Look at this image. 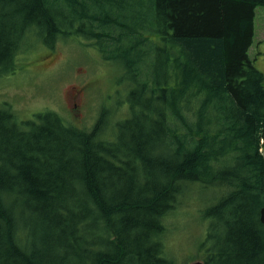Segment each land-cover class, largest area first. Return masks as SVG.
<instances>
[{
    "label": "trees",
    "instance_id": "trees-1",
    "mask_svg": "<svg viewBox=\"0 0 264 264\" xmlns=\"http://www.w3.org/2000/svg\"><path fill=\"white\" fill-rule=\"evenodd\" d=\"M259 5L0 0V76L30 35L50 48L82 37L128 88L89 129L0 106V264H179L167 218L208 190L202 263L264 264V75L248 52Z\"/></svg>",
    "mask_w": 264,
    "mask_h": 264
},
{
    "label": "rangeland",
    "instance_id": "rangeland-1",
    "mask_svg": "<svg viewBox=\"0 0 264 264\" xmlns=\"http://www.w3.org/2000/svg\"><path fill=\"white\" fill-rule=\"evenodd\" d=\"M38 38L30 35L25 45L35 46L17 54L13 73L0 76L1 107L7 105L20 120L53 110L65 123L82 129H89L104 109L111 117L117 100L124 101L119 111L126 107L128 88L125 80L119 82L123 79L120 62L104 60L89 45L91 41L82 37L58 40L52 48ZM248 52L264 75V5L255 8L253 43ZM216 191L202 192L167 218L166 250L179 264L202 261L207 221L201 210L214 202Z\"/></svg>",
    "mask_w": 264,
    "mask_h": 264
},
{
    "label": "water",
    "instance_id": "water-1",
    "mask_svg": "<svg viewBox=\"0 0 264 264\" xmlns=\"http://www.w3.org/2000/svg\"><path fill=\"white\" fill-rule=\"evenodd\" d=\"M260 151L264 157V133L261 134V142H260ZM263 183H264V175H263ZM260 221L264 224V206L260 209ZM193 264H203L202 261L194 262Z\"/></svg>",
    "mask_w": 264,
    "mask_h": 264
}]
</instances>
